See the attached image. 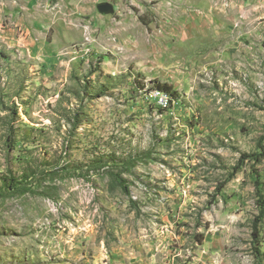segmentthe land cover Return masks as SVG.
<instances>
[{"label": "rangeland", "instance_id": "374dc122", "mask_svg": "<svg viewBox=\"0 0 264 264\" xmlns=\"http://www.w3.org/2000/svg\"><path fill=\"white\" fill-rule=\"evenodd\" d=\"M0 264H264V0H0Z\"/></svg>", "mask_w": 264, "mask_h": 264}, {"label": "trees", "instance_id": "16d2710c", "mask_svg": "<svg viewBox=\"0 0 264 264\" xmlns=\"http://www.w3.org/2000/svg\"><path fill=\"white\" fill-rule=\"evenodd\" d=\"M160 85H161V84H160ZM161 87H164V85H163V86H161ZM158 88H159V89H161V88H160V86H159Z\"/></svg>", "mask_w": 264, "mask_h": 264}, {"label": "bare ground", "instance_id": "6f19581e", "mask_svg": "<svg viewBox=\"0 0 264 264\" xmlns=\"http://www.w3.org/2000/svg\"><path fill=\"white\" fill-rule=\"evenodd\" d=\"M203 24V23H202ZM206 24V23H205Z\"/></svg>", "mask_w": 264, "mask_h": 264}]
</instances>
